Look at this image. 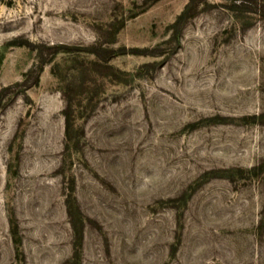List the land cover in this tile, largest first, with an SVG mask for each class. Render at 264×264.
<instances>
[{
	"label": "rangeland",
	"instance_id": "rangeland-1",
	"mask_svg": "<svg viewBox=\"0 0 264 264\" xmlns=\"http://www.w3.org/2000/svg\"><path fill=\"white\" fill-rule=\"evenodd\" d=\"M7 85L0 264H264V0H0Z\"/></svg>",
	"mask_w": 264,
	"mask_h": 264
},
{
	"label": "trees",
	"instance_id": "trees-1",
	"mask_svg": "<svg viewBox=\"0 0 264 264\" xmlns=\"http://www.w3.org/2000/svg\"><path fill=\"white\" fill-rule=\"evenodd\" d=\"M184 13H185V9H183V10L179 13V15H178V17L176 18V20H175L174 23L179 22V20H180L181 18H183ZM41 69H42V64H40V65L37 67V69H36L35 80L32 81L31 83L27 84V86H30V85H32V84H36V83L38 82V79H39V72L41 71ZM7 88H8V85H7V86H3L2 88H0V101L2 100V95L5 93V90H6Z\"/></svg>",
	"mask_w": 264,
	"mask_h": 264
}]
</instances>
